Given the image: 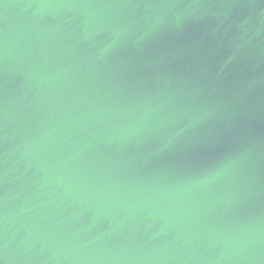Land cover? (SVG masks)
Listing matches in <instances>:
<instances>
[{"label":"water","instance_id":"95a60500","mask_svg":"<svg viewBox=\"0 0 264 264\" xmlns=\"http://www.w3.org/2000/svg\"><path fill=\"white\" fill-rule=\"evenodd\" d=\"M0 264H264V0H0Z\"/></svg>","mask_w":264,"mask_h":264}]
</instances>
